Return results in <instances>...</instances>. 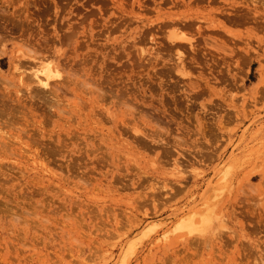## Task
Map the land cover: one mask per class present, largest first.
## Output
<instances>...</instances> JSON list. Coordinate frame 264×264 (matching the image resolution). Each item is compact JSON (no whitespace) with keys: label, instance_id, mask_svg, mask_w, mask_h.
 <instances>
[{"label":"rangeland","instance_id":"rangeland-1","mask_svg":"<svg viewBox=\"0 0 264 264\" xmlns=\"http://www.w3.org/2000/svg\"><path fill=\"white\" fill-rule=\"evenodd\" d=\"M255 1L0 0V264H264Z\"/></svg>","mask_w":264,"mask_h":264},{"label":"bare ground","instance_id":"bare-ground-1","mask_svg":"<svg viewBox=\"0 0 264 264\" xmlns=\"http://www.w3.org/2000/svg\"><path fill=\"white\" fill-rule=\"evenodd\" d=\"M256 1H257V0H256ZM256 1H255V2H256ZM261 1H263V0H261ZM261 1H260V3H262ZM253 2H254V1H253ZM256 3H257V2H256ZM263 3H264V2H263ZM258 4H259V2H258ZM262 5H263V4H262ZM260 7H261V5H260ZM254 12H256V10H254ZM254 12H253V13H254ZM255 14H256V13H255ZM256 15H257V14H256ZM256 15H255V16H256ZM258 17H260V16H258ZM253 19H254V18H253ZM260 19H261V18H260ZM178 23H179V22H178ZM208 23H209V22H208ZM174 25H175V23H174ZM210 26H211V25H210ZM177 27H178V26H177ZM172 29H173V30H176V29H174V28H172ZM172 29H171V30H172ZM171 30H170V32H171ZM181 32H182V31H181ZM175 33H177V34H175ZM175 33L173 32V34H171L170 37H167L166 39H168V40H170V39L175 40V39H177V38L179 37V38L182 40V41L179 40V42H181L182 44H183V42H184V44H185V43H190V41L193 40V39H189V42H186V41L188 40V39L185 38L186 35H185V34H182V35H185V36H179V35H178V33H179V32H178V29H177V31H176ZM169 38H170V39H169ZM189 38H190V37H189ZM0 39H1V38H0ZM21 39H22V38H21ZM185 39H186V40H185ZM2 40H3V39H2ZM2 40L0 41V43L3 42V44H4V40H3V41H2ZM46 40H47V39H46ZM183 40H184V41H183ZM22 41H23V40H22ZM170 41H171V40H170ZM193 41L195 42L196 40H193ZM193 41H191V42H193ZM26 43H27V40H26ZM28 43H29V45L31 46V48H34V47L39 46L38 43H36V42H31V41H29ZM195 43H197V42H195ZM17 44H18V43H17ZM179 44H180V43H179ZM192 44H193V43H192ZM192 44H191V45L189 44L190 47H186V46H187L186 44H185V46H183V47L191 48ZM27 46H28V45H27ZM171 46H172V45H171ZM194 46H195V45H194ZM20 47H21V46H20ZM175 48H177V47H175ZM194 48L196 49V47H194ZM29 49H30V48H29ZM34 49H35V48H34ZM38 49H40V48H38ZM178 49H179V48H178ZM178 49H176V50L178 51ZM181 49H182V48H181ZM184 49H185V48H184ZM23 50H24V49H23ZM182 50H183V49H182ZM26 51H27V50H26ZM28 51H29V50H28ZM38 51H39V50H38ZM40 51H42V50H40ZM22 53H23L22 50L19 51V52H18V54H19L18 59H13L12 63H27L29 60H28V61H24L25 58H20V55H21ZM24 53H25V52H24ZM33 53H34L33 55H29V56H28V59H35V58H36V56H37L36 54H38V52H37L36 50H33ZM180 53H182V52L180 51ZM180 53H178L179 56H180ZM39 54H40V53H39ZM178 54H177V55H178ZM15 55H16V54H15ZM23 55H24V54H23ZM183 56H184V55H183ZM21 57H24V56L21 55ZM26 57H27V56H26ZM184 57H186V56H184ZM38 58H39V57H38ZM38 58H36V59H38ZM176 58H178V56H177ZM9 59H10V58H9ZM178 60H179L180 65L182 66V68H184V65H183V62H182L183 60H182L180 57L178 58ZM1 62H2V61L0 60V63H1ZM44 62H45V61H44ZM53 62H54V61H53ZM18 65H19V64H18ZM180 65H179V66H180ZM185 66H186V65H185ZM44 67H45V66H44ZM45 69H46V68H45ZM180 69H181V68H180ZM184 69H185V68H184ZM18 71H19V70H18ZM24 73H25V72H24ZM177 73H178V72H177ZM43 74L45 75L46 80H50V78H53V76H55V75H52V71L50 70V67H47L46 70H43ZM22 75H23V74H22ZM44 75H43V77H44ZM23 76H24V75H23ZM38 77H39V76H38ZM38 77H37V78H38ZM55 77H56V76H55ZM38 79H39V78H38ZM39 80H40V79H39ZM42 80H43V79H41V83H42V84L40 83V85H45V81L42 82ZM39 82H40V81H39ZM28 87H29V86H28ZM37 96H38V95H37ZM1 97H2V96H1ZM3 97H4V96H3ZM1 99H2V98H1ZM14 100H15V99H14ZM13 102H15V101H13ZM3 103H4V102H3ZM1 104H2V103H1ZM4 106H5V105H4ZM4 112H5V111H4ZM4 112H3V113H4ZM12 117H13V116H12ZM138 136H139V135H138ZM30 155H31V154H30Z\"/></svg>","mask_w":264,"mask_h":264}]
</instances>
